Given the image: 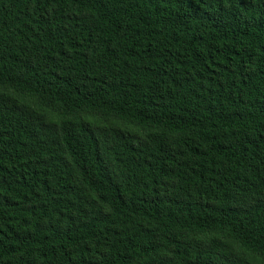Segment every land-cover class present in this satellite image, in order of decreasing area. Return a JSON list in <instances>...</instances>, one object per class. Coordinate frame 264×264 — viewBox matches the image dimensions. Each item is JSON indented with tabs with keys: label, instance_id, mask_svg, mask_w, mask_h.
<instances>
[{
	"label": "trees",
	"instance_id": "16d2710c",
	"mask_svg": "<svg viewBox=\"0 0 264 264\" xmlns=\"http://www.w3.org/2000/svg\"><path fill=\"white\" fill-rule=\"evenodd\" d=\"M0 264H264V0H0Z\"/></svg>",
	"mask_w": 264,
	"mask_h": 264
}]
</instances>
